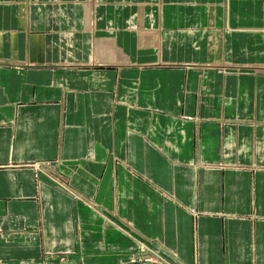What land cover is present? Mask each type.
<instances>
[{"label": "crops", "instance_id": "1", "mask_svg": "<svg viewBox=\"0 0 264 264\" xmlns=\"http://www.w3.org/2000/svg\"><path fill=\"white\" fill-rule=\"evenodd\" d=\"M0 264H264V0H0Z\"/></svg>", "mask_w": 264, "mask_h": 264}]
</instances>
